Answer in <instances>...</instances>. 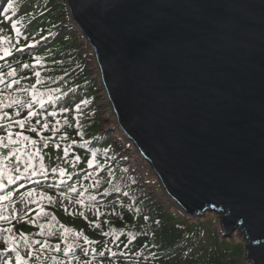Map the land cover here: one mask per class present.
Masks as SVG:
<instances>
[{"label":"trees","instance_id":"obj_1","mask_svg":"<svg viewBox=\"0 0 264 264\" xmlns=\"http://www.w3.org/2000/svg\"><path fill=\"white\" fill-rule=\"evenodd\" d=\"M7 4L0 196H11L0 200V264L17 254L19 264H241L217 244L233 238L218 214L185 216L121 132L65 0Z\"/></svg>","mask_w":264,"mask_h":264},{"label":"water","instance_id":"obj_2","mask_svg":"<svg viewBox=\"0 0 264 264\" xmlns=\"http://www.w3.org/2000/svg\"><path fill=\"white\" fill-rule=\"evenodd\" d=\"M115 122L188 216L264 264V0H65Z\"/></svg>","mask_w":264,"mask_h":264},{"label":"rangeland","instance_id":"obj_3","mask_svg":"<svg viewBox=\"0 0 264 264\" xmlns=\"http://www.w3.org/2000/svg\"><path fill=\"white\" fill-rule=\"evenodd\" d=\"M180 211L183 213L182 210H180ZM214 213L215 212H213V211H206L202 215H194V216H188L184 213L183 214L185 216L190 217L191 219H193L195 216H199L200 218H204L205 215H207L206 216L207 219H214V218H217L216 214H214ZM218 223H219V219H218ZM210 225L211 224H207V226H210ZM220 234L222 236H224V238H227V236H232L233 238H228V240H226V241L217 242V244L222 243V244H220L221 246H224L225 248H227V250H230L232 252V256L234 257V260H238L241 264H243V262L246 263L245 258H244V253H241L242 251H244V245H243L244 239H242L243 234L240 232H236V231L229 233L228 231L222 230L221 228H220Z\"/></svg>","mask_w":264,"mask_h":264},{"label":"snow or ice","instance_id":"obj_4","mask_svg":"<svg viewBox=\"0 0 264 264\" xmlns=\"http://www.w3.org/2000/svg\"><path fill=\"white\" fill-rule=\"evenodd\" d=\"M12 7H13V0H8L7 8H12ZM9 54L10 53L7 50H5V55H9ZM25 67H27V65H25ZM37 75H38V73H37ZM17 123H21V125H22V122H20V121H17ZM0 139H3V138H0ZM24 139H27V137H24ZM9 143H13V141L11 140V133H9ZM89 163H91V161ZM11 180H12V178L10 177L9 182H11ZM9 196H11V192H8L5 196H0V200H6V199H8ZM0 219H6V218L0 216ZM8 240H11V237H9ZM41 247H43V245H41ZM101 255H103V253H101ZM15 259L17 261V264H19V262L21 261L22 258L17 254ZM4 264H7V261H5Z\"/></svg>","mask_w":264,"mask_h":264}]
</instances>
